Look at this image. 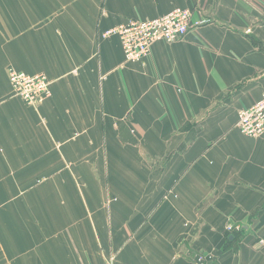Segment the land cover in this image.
I'll return each mask as SVG.
<instances>
[{"label": "crops", "instance_id": "1", "mask_svg": "<svg viewBox=\"0 0 264 264\" xmlns=\"http://www.w3.org/2000/svg\"><path fill=\"white\" fill-rule=\"evenodd\" d=\"M178 8L140 61L103 37ZM263 94L264 0H0V264H264V134L236 128Z\"/></svg>", "mask_w": 264, "mask_h": 264}, {"label": "built area", "instance_id": "2", "mask_svg": "<svg viewBox=\"0 0 264 264\" xmlns=\"http://www.w3.org/2000/svg\"><path fill=\"white\" fill-rule=\"evenodd\" d=\"M191 20V10L178 8L161 17L130 20L105 32L103 37L117 35L125 61L137 62L145 58L158 41L173 43L183 40L189 33ZM205 22L200 20L194 25L200 26ZM248 32H251V29ZM9 81L13 93L31 106L39 105L52 94L51 82L43 73L29 74L11 68ZM236 128L250 137H259L264 134V94L259 101L239 111ZM235 228L233 225H228L226 230L233 232ZM258 243L263 246L264 239H259ZM198 264L208 263L200 255Z\"/></svg>", "mask_w": 264, "mask_h": 264}, {"label": "rangeland", "instance_id": "3", "mask_svg": "<svg viewBox=\"0 0 264 264\" xmlns=\"http://www.w3.org/2000/svg\"><path fill=\"white\" fill-rule=\"evenodd\" d=\"M133 130V129H132Z\"/></svg>", "mask_w": 264, "mask_h": 264}]
</instances>
